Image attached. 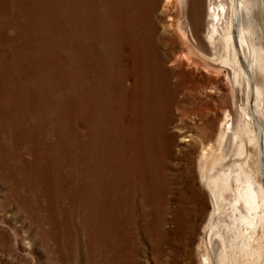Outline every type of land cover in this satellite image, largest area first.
<instances>
[{"label": "bare ground", "instance_id": "6f19581e", "mask_svg": "<svg viewBox=\"0 0 264 264\" xmlns=\"http://www.w3.org/2000/svg\"><path fill=\"white\" fill-rule=\"evenodd\" d=\"M29 1L20 5L22 15L36 23L40 2ZM176 1L185 25H175L176 40L187 53L168 68L149 25L160 0H53L58 43L69 56L58 54L50 74L69 90L77 117L68 155L74 168L70 196L89 214L86 224L102 244L105 264L132 262L146 246L152 264H264V49L253 41V13L264 3ZM23 41L22 75L8 67L7 79H0L6 129L24 124L32 103L42 104L35 117H42L47 102L58 120L63 102L45 83L41 57L27 51L35 40L24 34ZM173 44L170 39L164 47ZM183 65L204 71L201 79L231 93L245 88L246 105L240 113L225 109L215 130V122L203 124L178 149L165 125L172 106L182 112L190 103L183 89L197 82ZM181 157L182 165L171 163ZM41 169L48 185L60 170L48 155Z\"/></svg>", "mask_w": 264, "mask_h": 264}, {"label": "rangeland", "instance_id": "374dc122", "mask_svg": "<svg viewBox=\"0 0 264 264\" xmlns=\"http://www.w3.org/2000/svg\"><path fill=\"white\" fill-rule=\"evenodd\" d=\"M38 1L41 5H39L38 11H41L38 12L36 18L38 21L34 23L28 18L24 19L20 6L26 5V2L30 3L29 0H0V79L2 77L7 79L8 74L5 70L8 67L14 74L18 70L17 74L22 75L19 65H21L23 55V35L27 34L31 41L35 40L36 42L35 46L32 45L27 51L37 58L41 57V59L39 58V66L45 76L48 77L47 80L50 81L45 83L55 91L56 96L54 94V98L56 100L61 98L63 102L58 106V120L53 119L51 111L53 106L45 102L43 113H41L42 117H35L42 104L32 103L30 114L27 115L29 118L25 117L24 124L17 123L19 124L17 126L10 123L6 129L4 124L0 122V150L9 152V156L3 157L4 159L1 157L3 154H0V160L3 159V165L0 163V264H105L102 244L98 237H91L95 230L93 231L91 226L86 224L89 214L84 207L79 205V202L77 203L70 196L69 180L74 168L68 155L73 149L71 137L77 117L74 119V114L69 106L71 104L69 90L66 87H59L58 81L52 77L55 71L52 66H56V57L64 56L66 59L69 53L66 52L64 46L62 49V44L58 43L55 28L58 16L55 7H53V0ZM262 1L264 3V0ZM4 2L6 3L4 4ZM253 14L257 25V34L253 41L257 46L264 49V8L262 12L255 9ZM16 18L19 20L18 23ZM29 21L32 27L29 25ZM149 21V25L154 28L153 35L158 50L165 52L164 54L167 56L166 66L175 68L177 65L175 58L187 53L176 40L175 29L177 24H181L185 29L179 4L174 0L170 5H166L163 4V0H160L156 10L150 15ZM22 27L23 29H21ZM25 28L26 30L28 28L26 33ZM37 34L39 35L37 36ZM170 39L175 45L173 44L174 47L168 50L164 44ZM57 45L59 49H57ZM198 64H200L199 67L203 65L200 61ZM182 68L187 72L190 70L187 65H183ZM191 70L197 82L195 84L190 83L191 86L189 85L182 92H188L190 103L185 104L182 112L177 110L176 106H172L171 116L165 125L167 137L176 136L174 139L178 149L184 146L181 140L184 141L189 133L194 134L196 129H200L203 124L215 122V130L225 109L234 108L240 113L246 105L245 88H237L231 93L230 89L222 83H212L207 79H201L205 75L204 71ZM49 78L51 79L49 80ZM47 93L43 95L42 99H45ZM56 113L58 112L56 111ZM81 117L80 119L85 121V118ZM16 118L20 122V118ZM80 130L84 133L85 129L80 127ZM44 154L51 156L56 168L60 169L54 178L51 175V180L54 182L49 185L46 182L47 177L40 173ZM176 162L181 165L185 163L182 157L171 160L174 165L177 164ZM204 198L207 204L205 195ZM17 202L21 204L18 207L15 204ZM145 249V255L139 253L132 262H124L123 264H152L147 246Z\"/></svg>", "mask_w": 264, "mask_h": 264}]
</instances>
